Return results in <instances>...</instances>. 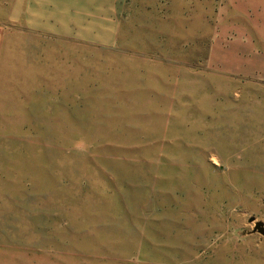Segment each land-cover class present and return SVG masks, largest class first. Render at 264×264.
<instances>
[{
	"label": "rangeland",
	"instance_id": "obj_1",
	"mask_svg": "<svg viewBox=\"0 0 264 264\" xmlns=\"http://www.w3.org/2000/svg\"><path fill=\"white\" fill-rule=\"evenodd\" d=\"M0 0V264H264V0H118L108 47L37 35Z\"/></svg>",
	"mask_w": 264,
	"mask_h": 264
},
{
	"label": "crops",
	"instance_id": "obj_2",
	"mask_svg": "<svg viewBox=\"0 0 264 264\" xmlns=\"http://www.w3.org/2000/svg\"><path fill=\"white\" fill-rule=\"evenodd\" d=\"M118 0H10L7 30L70 40L97 47L113 44L119 29ZM241 29V28H240ZM216 32L209 65L220 73L245 81L264 80V49L245 30ZM0 30H6L0 27Z\"/></svg>",
	"mask_w": 264,
	"mask_h": 264
},
{
	"label": "water",
	"instance_id": "obj_3",
	"mask_svg": "<svg viewBox=\"0 0 264 264\" xmlns=\"http://www.w3.org/2000/svg\"><path fill=\"white\" fill-rule=\"evenodd\" d=\"M254 232H258L260 235H264V228L261 223L256 224Z\"/></svg>",
	"mask_w": 264,
	"mask_h": 264
}]
</instances>
